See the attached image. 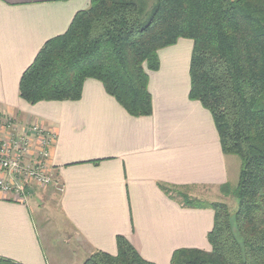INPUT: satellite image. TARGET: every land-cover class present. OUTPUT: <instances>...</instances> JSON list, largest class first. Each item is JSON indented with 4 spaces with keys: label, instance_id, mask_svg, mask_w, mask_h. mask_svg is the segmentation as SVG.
<instances>
[{
    "label": "crops",
    "instance_id": "1",
    "mask_svg": "<svg viewBox=\"0 0 264 264\" xmlns=\"http://www.w3.org/2000/svg\"><path fill=\"white\" fill-rule=\"evenodd\" d=\"M90 4L0 0V117L55 134L50 166L63 186L42 188L46 194L31 188L25 198L0 189V258L84 264L97 250L117 254L120 235L155 264H170L180 248L210 250L214 211L184 204L177 192L219 196L224 184L235 185L231 165L238 163L223 153L209 110L189 98L191 40L159 51L150 116L129 114L95 79L85 82L79 100L31 105L20 97L21 77L44 44Z\"/></svg>",
    "mask_w": 264,
    "mask_h": 264
},
{
    "label": "trees",
    "instance_id": "2",
    "mask_svg": "<svg viewBox=\"0 0 264 264\" xmlns=\"http://www.w3.org/2000/svg\"><path fill=\"white\" fill-rule=\"evenodd\" d=\"M142 5L91 0L24 71L20 97L31 105L79 100L95 79L129 114L150 116L149 71L160 68L159 51L191 40L189 98L211 113L223 153L241 160L237 185L221 187L238 210L233 218L224 202L201 205L178 192L184 204L214 211L212 248L177 249L170 264H264V0H157L146 22ZM117 248L97 250L84 264H155L125 236Z\"/></svg>",
    "mask_w": 264,
    "mask_h": 264
},
{
    "label": "built area",
    "instance_id": "3",
    "mask_svg": "<svg viewBox=\"0 0 264 264\" xmlns=\"http://www.w3.org/2000/svg\"><path fill=\"white\" fill-rule=\"evenodd\" d=\"M7 127H9V145L7 144V147L2 145L0 148V168L8 176L0 177V189L25 198L29 183L35 182L41 186L53 183L50 149L54 145L56 136L42 124H33L26 130L21 129L13 118L0 117V133H6ZM30 134L37 138L34 142ZM32 144L36 145V148L31 149ZM34 149L35 153L32 151ZM57 189L63 190L59 186ZM13 264L18 263L13 262Z\"/></svg>",
    "mask_w": 264,
    "mask_h": 264
},
{
    "label": "rangeland",
    "instance_id": "4",
    "mask_svg": "<svg viewBox=\"0 0 264 264\" xmlns=\"http://www.w3.org/2000/svg\"><path fill=\"white\" fill-rule=\"evenodd\" d=\"M139 1H141L143 3V5H142L143 11H142V19L141 20H142V22H146L148 20L149 16H150L151 9H152L153 5H155V3L157 2V0H139ZM160 65H161V62H160ZM150 72H153V71H149V75H150ZM24 129L27 130L28 128L27 127H24ZM6 130H7L6 133H0V148L2 147V145H3V147L4 146L7 147V144L9 145V127H7ZM31 137L33 138V142H34L35 139H37L36 137H34L33 135L30 134V138ZM30 148L31 149L36 148V145L34 146L32 144V147H30ZM52 148H53V146L51 147L50 150H52ZM32 151L35 153V149L32 150ZM232 157H234V159H236V161H237L236 163H238L236 165L233 164V166L231 165V174H232V176H235L236 177V179L233 181V183H235V185H233V186H236L237 183H238V179H239V167L241 166V160H240V158L238 156L232 155ZM237 165H238V169H237ZM53 178H54L53 183L52 184H49L47 186H41V185H39V184H37L35 182L29 183V185H27V188H26V191H25V195L26 196L28 195V190H30L31 188H34L38 192L40 190L41 193H42V190H43L42 188H45L46 190H48V188H50L51 186H54L56 190H58L57 189L58 186L63 188L62 185H60V184H58L56 182L54 175H53ZM38 187H40V188H38ZM58 191L61 192L60 190H58ZM42 194H46V193L44 192ZM194 200H196V202L198 204H201V205H203V204L204 205H208V204H210L212 202H217V201L218 202H224V203H226L229 206V210L231 211V214H232V217L233 218H234V216L236 214V211L238 210V200L235 197L231 196V195H225L223 192L219 196L217 194L215 196L212 195L210 197H207L206 194H205V196H202L201 195L200 196V199H194ZM42 203L45 204L44 201H42ZM54 221H56V220H54ZM54 221H50V225L51 226L52 225H55ZM37 222L39 224V227L43 229V226L41 224V221L37 219ZM45 241H46V239H45ZM61 248H63V247H61ZM64 249H65V251H67L68 250V246H66Z\"/></svg>",
    "mask_w": 264,
    "mask_h": 264
}]
</instances>
